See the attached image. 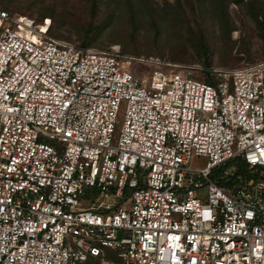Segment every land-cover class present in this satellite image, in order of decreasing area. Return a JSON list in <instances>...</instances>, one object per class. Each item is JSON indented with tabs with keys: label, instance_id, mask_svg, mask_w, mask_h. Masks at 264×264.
I'll use <instances>...</instances> for the list:
<instances>
[{
	"label": "built area",
	"instance_id": "2783aa9c",
	"mask_svg": "<svg viewBox=\"0 0 264 264\" xmlns=\"http://www.w3.org/2000/svg\"><path fill=\"white\" fill-rule=\"evenodd\" d=\"M49 25L0 9V264H264V59L136 58Z\"/></svg>",
	"mask_w": 264,
	"mask_h": 264
},
{
	"label": "rangeland",
	"instance_id": "374dc122",
	"mask_svg": "<svg viewBox=\"0 0 264 264\" xmlns=\"http://www.w3.org/2000/svg\"><path fill=\"white\" fill-rule=\"evenodd\" d=\"M91 1L0 0V9L36 22L47 17L52 22L51 35L76 46L83 41L86 46L100 49L118 46L136 58L154 57L207 68L198 50L201 35L208 45V68H232L264 59V0L224 1L227 11L222 14L215 13L209 2L199 4L197 0ZM156 11L159 14L152 16ZM88 31L90 36L85 37ZM127 68L138 76L149 77L154 68L163 67L134 60ZM194 73L212 85L218 82V77L207 71ZM124 108L125 101L118 113L117 129ZM42 140L54 143L44 137ZM205 162V157L196 156L189 166L200 169ZM96 192V188L87 189L80 197L82 204L95 202ZM103 250L107 255L112 253L107 248Z\"/></svg>",
	"mask_w": 264,
	"mask_h": 264
},
{
	"label": "trees",
	"instance_id": "16d2710c",
	"mask_svg": "<svg viewBox=\"0 0 264 264\" xmlns=\"http://www.w3.org/2000/svg\"><path fill=\"white\" fill-rule=\"evenodd\" d=\"M197 1H198L199 4L200 3L202 4L205 1L209 2L211 4V6L213 7V11L215 13H218V14H222V13H225L227 11L225 6H224V1H228V0H197ZM235 1H238V0H235ZM91 2H92V4H95L96 0H92ZM12 3H15V2L14 1L13 2H9L7 5H12ZM157 12L158 11L153 13L152 16L155 15V14L158 15L159 13H157ZM44 18H47V17H44ZM51 27H52V22H50L49 30H48V33L50 35H51ZM90 30L91 31L93 30L92 27H90ZM89 33H90V31L86 32L84 36L85 37H89L90 36ZM262 38L264 39V29H263V33H262ZM197 42H198V50H199L200 56L202 57L203 64H204L205 67L208 68L210 66V64H209L210 62L208 60V45L203 40L201 35L198 36ZM81 46H86V43H84V41H83Z\"/></svg>",
	"mask_w": 264,
	"mask_h": 264
}]
</instances>
